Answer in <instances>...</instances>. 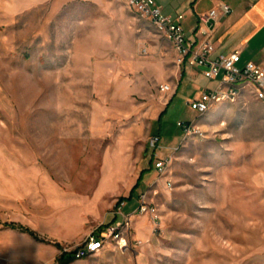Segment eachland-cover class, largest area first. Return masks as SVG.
I'll use <instances>...</instances> for the list:
<instances>
[{"label": "rangeland", "instance_id": "1", "mask_svg": "<svg viewBox=\"0 0 264 264\" xmlns=\"http://www.w3.org/2000/svg\"><path fill=\"white\" fill-rule=\"evenodd\" d=\"M185 69L127 0H0V264H57L149 170L153 129L163 156L195 119L204 136L183 141L165 175L146 174L163 230L134 263L264 264V103L242 85L237 103L199 115L188 102L205 77L170 101Z\"/></svg>", "mask_w": 264, "mask_h": 264}, {"label": "built area", "instance_id": "2", "mask_svg": "<svg viewBox=\"0 0 264 264\" xmlns=\"http://www.w3.org/2000/svg\"><path fill=\"white\" fill-rule=\"evenodd\" d=\"M130 1L139 9L142 17L158 22V30L166 35L178 53L179 65L197 68L205 78L215 81L214 87L205 89L200 97L188 102L196 113L203 108L215 106V98L232 101V104L237 103L242 98L241 92H237V85L256 84L259 92L264 95V58L259 62H242L239 50L213 57L216 47L211 37L221 17L232 12L229 4L219 2L212 10L201 13L194 36L188 37L182 26L183 14L175 18L165 15L156 0ZM159 90L167 94L173 91V87L170 84H162ZM177 125L183 130V141L194 135L204 136L199 133V125H193V121H179ZM150 141L151 146L156 148L161 138L154 136ZM172 160L173 155L158 159L155 162L157 173L165 175V170ZM167 186L171 188L172 183L167 181ZM124 205L125 202L122 201L115 211L121 216L120 219L101 225L97 230L90 232L80 244L74 248H65L64 252L70 253L78 260L90 257L91 252H101L108 245H113L120 253L140 247L144 242L132 239L134 220L137 216L150 220L154 234L163 230L160 208L153 202L143 200V195L140 196L139 204L133 212L125 213Z\"/></svg>", "mask_w": 264, "mask_h": 264}, {"label": "crops", "instance_id": "3", "mask_svg": "<svg viewBox=\"0 0 264 264\" xmlns=\"http://www.w3.org/2000/svg\"><path fill=\"white\" fill-rule=\"evenodd\" d=\"M156 1L161 6L162 11L165 15H169L174 18L177 17L179 14L184 15L182 26L188 37L194 36L195 31L200 22L199 15L201 13H206L212 10L217 6L219 2H225L229 4L232 8V12L229 15L221 17L211 37V40L216 47V51L213 57L219 54H230L236 50H239L241 51L242 62H247L250 60L259 62L264 58V0H156ZM200 77H204V76L201 74L199 69L186 66L185 76L183 79H181V82H179L177 90L173 92L174 94L171 97L170 101L172 100L174 95H176L178 88L181 87L183 80L187 79V81L189 82L192 80H198ZM209 81L212 82L211 87H214L215 81H211V80ZM246 92H244L243 94L241 93L242 97L247 96ZM248 92L251 95H253L252 92L250 91ZM253 92H254V88H253ZM169 105L170 103H168L165 106V108L159 113V115L155 120V124H157V122L162 121V119L159 121V116L164 110H166L167 112ZM223 105H227V103H217L215 108ZM198 117L199 116H197V118ZM195 120H191V121H195ZM152 133L155 136H159L161 138L157 151L153 153L155 156L159 157V159L165 158L169 155H173L180 147V145H182L183 143L184 133L183 130L181 129V136L177 138L175 137L173 140H170V142L163 147L165 150H169L173 147L174 151L164 154L163 156H160L158 150L162 148V140H163L162 128L158 127V129H153ZM154 167L152 171L155 170ZM151 172L148 173L150 174V177L152 174ZM140 173L138 176H136L137 180L140 176ZM147 181L148 180L145 175L142 183L139 184L137 187L135 186L138 181H136L134 185H131L129 188L123 190V192L119 194L120 196L119 199H123V201L125 202L123 208V211L125 213H131L137 208L139 204L140 196L146 190L150 191V195H148L149 200L158 201L157 197L153 193H151L153 192V183L148 184ZM143 198H146L147 200L146 195H143ZM117 203L114 206V210L110 213V215L107 216V218L109 217V221L106 222V225L121 218L120 215H117L115 213L116 208L118 206ZM154 237L155 234L153 233L150 220L147 217L137 216L134 220V230H133L132 239L142 240L144 242L143 243L144 245L152 242ZM142 246L134 248L132 250H128L125 253H122L123 255H126V260L124 263L120 262L119 255H121V253H119L114 248L113 245H108L106 248H104V250H102L96 255L101 254L105 258L110 259L111 260L109 262L110 264H135L134 263L135 260L137 259L138 261L141 254L144 253L139 250ZM81 260L82 259H78L75 260L74 262H78Z\"/></svg>", "mask_w": 264, "mask_h": 264}, {"label": "trees", "instance_id": "4", "mask_svg": "<svg viewBox=\"0 0 264 264\" xmlns=\"http://www.w3.org/2000/svg\"><path fill=\"white\" fill-rule=\"evenodd\" d=\"M184 76H185V70L182 71V74H181V77H182V78H181V79H183ZM164 113H166V110H164V111L161 113V115L159 116V121L162 119V116H163ZM154 157H155V155L153 154L152 158L150 159V164H151V166H150V168H148L149 170L144 169V170L141 171L140 176H139V178H138V182H137V184H136L135 187H137V186L139 185V182L143 181L144 176H145L146 174H148V173H150V172L152 171V169H153V168H152V163L154 162ZM147 171H148V172H147ZM122 201H123V199H119V201H118L117 204L119 205ZM17 228L21 229L23 232H27V233H29L30 235L35 236L34 232L31 231L29 228H25V227H23V226H22V227L19 226V227H17ZM75 260H76V259L74 258V256H72L70 253L63 252V253L61 254V256L59 257V259L57 260V264H70V263L74 262Z\"/></svg>", "mask_w": 264, "mask_h": 264}, {"label": "bare ground", "instance_id": "5", "mask_svg": "<svg viewBox=\"0 0 264 264\" xmlns=\"http://www.w3.org/2000/svg\"><path fill=\"white\" fill-rule=\"evenodd\" d=\"M127 1H128V3L130 5L134 6L133 3L130 0H127ZM138 11H139V9H138ZM152 23H154L156 25V27L158 28V22L157 21H152ZM248 85H250V86H252L254 88V93H255L256 97L264 103V95L261 92H259L258 85H256V84H248ZM241 90H242V85H237V92H241ZM220 102H226V101H223L222 98H215V104L220 103ZM228 102H232V101H228ZM213 107L203 108V110L198 111V114L199 115H204V114L210 112ZM193 125H194V123H193ZM168 167H169V165H168ZM165 172H166V170H165ZM143 200H146V199L143 198ZM98 253L99 252H91L90 256L96 255Z\"/></svg>", "mask_w": 264, "mask_h": 264}]
</instances>
